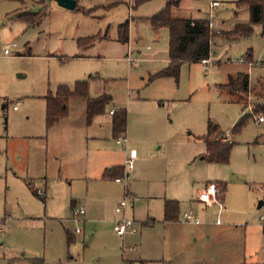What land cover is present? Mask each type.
Masks as SVG:
<instances>
[{"label":"rangeland","instance_id":"obj_1","mask_svg":"<svg viewBox=\"0 0 264 264\" xmlns=\"http://www.w3.org/2000/svg\"><path fill=\"white\" fill-rule=\"evenodd\" d=\"M170 1L133 9V0H92L69 11L54 0H0V264H264V124L255 120L264 103L263 26L234 42L214 38L208 65L184 63L176 78L155 77L169 65L170 31L149 19ZM215 1L221 7L182 0L172 15L211 20L213 32L250 22L236 0ZM238 73L250 76L248 95L223 89ZM78 80L89 82L91 97H109L104 112L89 129L85 101L76 99L68 118L49 129L46 97ZM111 110L127 113L120 138L108 131ZM211 125L232 136L227 161L208 156ZM124 138L129 145L118 146ZM209 184L225 188L221 203L197 202ZM127 188L134 227L123 242L113 221ZM167 200L180 203L177 222L164 221ZM74 202L86 212L77 224ZM190 209L201 225L184 223ZM152 219L155 225L144 226ZM67 232L75 237L70 245Z\"/></svg>","mask_w":264,"mask_h":264},{"label":"trees","instance_id":"obj_2","mask_svg":"<svg viewBox=\"0 0 264 264\" xmlns=\"http://www.w3.org/2000/svg\"><path fill=\"white\" fill-rule=\"evenodd\" d=\"M78 6L83 1L92 0H76ZM113 6L125 3L127 0H106ZM133 9L150 0H133ZM182 0H171L167 6L156 16L150 18L152 27L156 30L168 28L170 31L169 45V65L164 70L155 75V77H178L180 68L184 63H198L210 58L213 39L222 37L227 41H237L239 39L248 38L254 32V26L262 25L264 29V0H236L237 9L247 8L250 12V22L248 24H239L229 32H213L209 22L206 20H192L175 18L172 15L173 9L181 5ZM45 8L44 2L39 3ZM77 6L76 10H79ZM40 17V15H39ZM27 23H32L30 19L24 18ZM129 22L121 27V40L128 42ZM251 57V54H249ZM250 59V58H249ZM260 84V83H259ZM89 82L77 81L73 87L67 85L58 86L55 95L48 94L47 98V124L64 119L69 115V102L71 99H83L87 102V123L90 124L96 115L104 112L105 104L109 100L107 95L92 100L89 97ZM223 89L233 94L248 95L251 92L250 76L246 73H238L229 77V82ZM260 97V98H259ZM256 98L262 99L260 93L256 94ZM257 112L264 115V103H259ZM243 125L242 123L239 126ZM112 129L114 137L119 138L127 131V113L126 111L115 112L112 119ZM221 134L218 126L211 125L205 142L208 147V156L214 161H227L230 154L231 146L213 140V136ZM112 171H107L105 175H111ZM120 177V176H118ZM32 193L37 197L45 200L38 190L33 189L29 183ZM225 188L222 187V196ZM180 207L176 201H166L164 207V221L177 222L179 220ZM68 245L74 242L73 236L68 233Z\"/></svg>","mask_w":264,"mask_h":264},{"label":"built area","instance_id":"obj_3","mask_svg":"<svg viewBox=\"0 0 264 264\" xmlns=\"http://www.w3.org/2000/svg\"><path fill=\"white\" fill-rule=\"evenodd\" d=\"M208 1L211 4V9L219 8L221 6V4L218 1H215V0H208ZM209 25L211 28H214L217 26L211 20L209 21ZM3 53H4V55H8L9 54V47L6 48ZM202 62L207 65V64L211 63V59L209 58V59L204 60ZM240 62L244 63L245 60H241ZM14 109L16 110L17 106H15ZM114 113H115V111H112V114H114ZM255 120L259 125L264 124V115L263 114L258 115V116L255 115ZM220 135H221V137L217 136L216 142H221V143L228 144V145H232L234 143L232 136L230 135L229 132L226 131L224 134L221 133ZM117 143L118 144H123V143L128 144L129 142H128V139L124 138V139L117 140ZM135 158H136L135 152L132 151L130 154V157L126 161L127 176H129L130 173L134 169ZM116 181L122 182V178H117ZM221 193H222V191L220 190V187L217 184H209L204 190H202L200 192L197 201L205 204L206 206H213V205L221 203L219 201V198H218ZM132 202H133L132 197L127 195L126 198L119 204V206L116 209V212L118 214H120L121 217L119 219L115 220V222H114V232L120 237V239L123 242L125 241L126 235L128 234V232L133 231V227H134V221L128 219L125 215V212H126L127 208L129 207V204ZM219 206H220V208H222L221 205H219ZM84 216H85V211L83 209L75 208L72 212L71 219L77 224V223H80L83 221ZM183 221H184V223H187V224H193V225H200L201 224V220L197 216L194 209H190L187 213H185L183 215ZM134 232H136V231H134ZM76 233L80 234V233H82V230L80 228H77Z\"/></svg>","mask_w":264,"mask_h":264},{"label":"crops","instance_id":"obj_4","mask_svg":"<svg viewBox=\"0 0 264 264\" xmlns=\"http://www.w3.org/2000/svg\"><path fill=\"white\" fill-rule=\"evenodd\" d=\"M221 7V6H220ZM42 9V8H41ZM40 9V10H41ZM215 9H217V8H215ZM33 16V15H32ZM25 18H27V17H25ZM38 18H39V15H38V17H37V19L36 20H34V21H32V22H37V20H38ZM27 19H30V17L29 18H27ZM24 20V19H23ZM31 20V19H30ZM192 20H194V19H192ZM203 20H206V19H203ZM206 21H208L209 22V20H206ZM34 24V23H33ZM239 25V24H238ZM221 29H223V28H221ZM224 30V29H223ZM224 31H226V30H224ZM228 32L229 31H232V30H227ZM12 45H14V44H12ZM148 49H150V47L148 48ZM215 51V50H214ZM211 52H212V50H211ZM212 54V53H211ZM0 55H3L2 53H0ZM76 56H80L79 54L78 55H76ZM251 57H252V55H251ZM251 57H249V58H251ZM210 59H211V56H210ZM249 60H252V59H249ZM246 61V60H245ZM169 62H170V60H169ZM200 63H202L203 65H206V64H204L203 62H200ZM245 63V62H244ZM250 65H253V63L252 62H248ZM169 64V63H168ZM210 64V63H209ZM208 65V64H207ZM78 81H81V80H78ZM77 82V81H76ZM75 82V83H76ZM260 83V82H259ZM62 85H65V84H62ZM60 86V85H59ZM67 86H69V85H67ZM70 87V86H69ZM90 87V86H89ZM250 88H251V82H250ZM252 89V88H251ZM102 96H105V94H101V95H98L97 96V98H95V97H91L90 96V89H89V97H90V99H92V100H95V99H98V98H100V97H102ZM260 98V97H259ZM262 98V97H261ZM263 99V98H262ZM262 99H259V100H262ZM73 100H76V99H71L70 100V102L71 101H73ZM264 100V99H263ZM85 101V123H86V126L90 129V128H92V126H93V120H94V118L96 117V116H98V115H96L94 118H93V120H92V122L90 123V124H88L87 123V102H86V100H84ZM69 102V103H70ZM15 108V107H14ZM18 109V108H17ZM17 109H16V111H17ZM15 110V109H14ZM112 111H115V110H111L110 112H109V115L112 117V119H113V116H114V114H112ZM116 112H118V111H116ZM100 115V114H99ZM69 116V115H68ZM68 116L66 117V118H64V119H61V120H58V121H56V122H54V123H52L51 125H49L48 126V124H47V109H46V124H47V126L49 127V129L50 128H53L54 126H56L57 124H59V123H61L62 121H64V120H66L67 118H68ZM94 129H95V126H94ZM108 131L109 132H111L112 133V135H114L113 134V129H112V123L110 124V126L108 127ZM126 133H127V131H126ZM101 134L100 135H95V137L93 138V139H101ZM122 136V135H121ZM103 138H105V137H103ZM120 138V137H119ZM116 144L119 146H123V144H118L117 143V141H116ZM129 145V144H128ZM105 165V164H104ZM125 168H126V164H125ZM103 169H104V167H103ZM115 169L116 168H112V169H110V171H112L113 173L115 172ZM134 170V169H133ZM106 171V170H105ZM105 173L106 172H104V174L103 175H105ZM117 178H121V177H116L115 178V181H116V179ZM29 182H31V181H29ZM28 182V183H29ZM117 182V181H116ZM118 183H121V182H118ZM29 189H30V191H31V188L29 187ZM32 192V191H31ZM33 194V193H32ZM126 195H129V196H133L132 195V193L130 192V190L127 188L126 189ZM33 196H35L34 194H33ZM36 197V196H35ZM168 201V200H167ZM198 202V201H197ZM133 203H134V200H133ZM165 203H166V201H165ZM200 203V202H199ZM180 204V203H179ZM201 204H203V203H201ZM205 205V204H204ZM180 207V206H179ZM73 208H76V203L74 202V203H72L71 204V209H73ZM130 208V205H129V207L127 208V210H126V212H125V215H126V217L128 216V209ZM117 213V212H116ZM118 214V213H117ZM118 215H120V214H118ZM85 217H86V212H85ZM120 217H121V215H120ZM118 219V218H117ZM116 220V219H115ZM115 220L113 221V223L115 222ZM157 223V220L156 219H152V220H148V221H146V222H144L143 224H144V226L145 225H155ZM165 223H170V222H165ZM201 225V224H200ZM113 230H114V227H113ZM0 232H2V230L0 229ZM137 232V231H136ZM68 233H70V232H67V234ZM71 234V233H70ZM77 234V233H76ZM80 234H82V233H80ZM80 234H77V235H80ZM116 234V233H115ZM72 236H73V238H74V241H75V237H74V235L73 234H71ZM117 235V234H116ZM117 237L118 238H120L118 235H117ZM67 240H68V238H66ZM121 240V239H120ZM68 242V241H67Z\"/></svg>","mask_w":264,"mask_h":264},{"label":"water","instance_id":"obj_5","mask_svg":"<svg viewBox=\"0 0 264 264\" xmlns=\"http://www.w3.org/2000/svg\"><path fill=\"white\" fill-rule=\"evenodd\" d=\"M56 1L61 7L69 10L74 11L77 9L78 2L76 0H54ZM263 205V202H261L259 208H261Z\"/></svg>","mask_w":264,"mask_h":264}]
</instances>
